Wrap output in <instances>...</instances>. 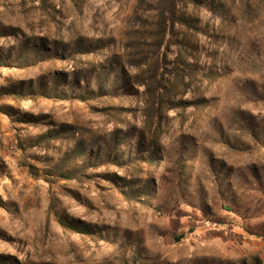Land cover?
<instances>
[{
    "label": "rangeland",
    "instance_id": "374dc122",
    "mask_svg": "<svg viewBox=\"0 0 264 264\" xmlns=\"http://www.w3.org/2000/svg\"><path fill=\"white\" fill-rule=\"evenodd\" d=\"M0 264H264V0H0Z\"/></svg>",
    "mask_w": 264,
    "mask_h": 264
},
{
    "label": "trees",
    "instance_id": "16d2710c",
    "mask_svg": "<svg viewBox=\"0 0 264 264\" xmlns=\"http://www.w3.org/2000/svg\"><path fill=\"white\" fill-rule=\"evenodd\" d=\"M67 226L70 228V229H78V226L75 225L74 223H70V222H67ZM77 226V227H76ZM80 228V227H79ZM81 229V228H80ZM82 230V229H81Z\"/></svg>",
    "mask_w": 264,
    "mask_h": 264
}]
</instances>
